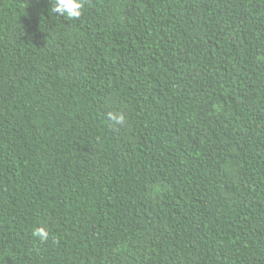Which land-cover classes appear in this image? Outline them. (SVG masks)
I'll use <instances>...</instances> for the list:
<instances>
[{
    "label": "trees",
    "instance_id": "1",
    "mask_svg": "<svg viewBox=\"0 0 264 264\" xmlns=\"http://www.w3.org/2000/svg\"><path fill=\"white\" fill-rule=\"evenodd\" d=\"M82 5L0 0V264H264V0Z\"/></svg>",
    "mask_w": 264,
    "mask_h": 264
},
{
    "label": "clouds",
    "instance_id": "2",
    "mask_svg": "<svg viewBox=\"0 0 264 264\" xmlns=\"http://www.w3.org/2000/svg\"><path fill=\"white\" fill-rule=\"evenodd\" d=\"M82 0H55L54 11L59 14H67L69 18L78 19L81 16ZM34 235H38L42 240L47 238L44 229H36Z\"/></svg>",
    "mask_w": 264,
    "mask_h": 264
}]
</instances>
